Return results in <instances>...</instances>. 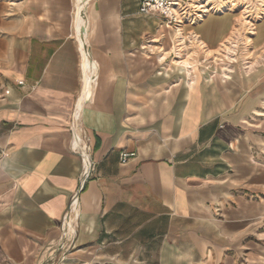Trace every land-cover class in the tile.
<instances>
[{
    "label": "crops",
    "instance_id": "crops-1",
    "mask_svg": "<svg viewBox=\"0 0 264 264\" xmlns=\"http://www.w3.org/2000/svg\"><path fill=\"white\" fill-rule=\"evenodd\" d=\"M79 2L0 0V264H264V9ZM74 128L96 171L63 253Z\"/></svg>",
    "mask_w": 264,
    "mask_h": 264
},
{
    "label": "built area",
    "instance_id": "built-area-1",
    "mask_svg": "<svg viewBox=\"0 0 264 264\" xmlns=\"http://www.w3.org/2000/svg\"><path fill=\"white\" fill-rule=\"evenodd\" d=\"M92 0H80L79 14H84L90 6ZM238 0H232L227 5H213L210 0H141L139 12L142 15L160 14L170 25H179L182 22L191 25L197 24L204 17L217 10L223 11L230 7L237 6ZM247 5V8L251 7ZM246 8V9H247ZM252 9V8H251ZM250 9V10H251ZM249 11V10H248ZM81 31V30H80ZM88 57V53L85 54ZM93 79L91 80V82ZM83 104H78L74 113V120L78 121ZM76 128V127H75ZM74 128L72 151L78 155L82 162V172L80 175V188L73 194L67 213L64 215L61 225L62 238L58 244V250L67 253L74 248L76 239V222L78 221V209L80 195L86 185L95 176L96 165L92 156V147L85 139L76 132ZM1 156V153H0ZM134 154L123 153L121 162L127 163Z\"/></svg>",
    "mask_w": 264,
    "mask_h": 264
},
{
    "label": "rangeland",
    "instance_id": "rangeland-1",
    "mask_svg": "<svg viewBox=\"0 0 264 264\" xmlns=\"http://www.w3.org/2000/svg\"><path fill=\"white\" fill-rule=\"evenodd\" d=\"M248 4H250L249 6H251V7H249V8H247V5ZM258 8L257 10H262V9H264V0H241V2L239 3V5L238 6H236V8H238L240 11L239 12H243L244 10L246 11V10H250L251 8ZM231 8V7H230ZM247 8V9H246ZM262 8V9H261ZM254 10H256V9H252L251 10V12H252V14H249L250 16L249 17H247V15H242L241 17H242V22H243V24H245V25H247L246 23H248V22H252V21H254L255 20V11ZM263 12H264V10H263ZM254 15V16H253ZM257 17H259V16H257ZM256 17V18H257ZM251 24H249L248 23V26L247 27H249ZM247 40V39H246ZM224 50L226 51V55L228 54V56L229 57H231V56H235L234 54H231L229 51L231 50V48H229L228 46L227 47H224ZM243 52V50L241 51V50H239V52H237L236 54V56H241V53ZM233 53V52H232ZM247 53H248V51H247ZM231 56H230V55Z\"/></svg>",
    "mask_w": 264,
    "mask_h": 264
},
{
    "label": "water",
    "instance_id": "water-1",
    "mask_svg": "<svg viewBox=\"0 0 264 264\" xmlns=\"http://www.w3.org/2000/svg\"><path fill=\"white\" fill-rule=\"evenodd\" d=\"M92 90H93L92 87H90L89 90H88L87 96H86V100H85L86 102H88L90 100V97H91V94H92Z\"/></svg>",
    "mask_w": 264,
    "mask_h": 264
}]
</instances>
